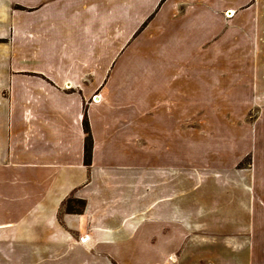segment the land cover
Masks as SVG:
<instances>
[{
  "label": "crops",
  "instance_id": "crops-1",
  "mask_svg": "<svg viewBox=\"0 0 264 264\" xmlns=\"http://www.w3.org/2000/svg\"><path fill=\"white\" fill-rule=\"evenodd\" d=\"M247 89L249 166L228 146L197 160L180 105L244 103ZM182 146L219 180L187 176L181 196ZM216 188L239 198L233 222L221 199L183 204ZM259 196L264 0H0V264H264ZM207 210L212 225L197 221Z\"/></svg>",
  "mask_w": 264,
  "mask_h": 264
},
{
  "label": "rangeland",
  "instance_id": "rangeland-1",
  "mask_svg": "<svg viewBox=\"0 0 264 264\" xmlns=\"http://www.w3.org/2000/svg\"><path fill=\"white\" fill-rule=\"evenodd\" d=\"M234 16V15H233ZM228 95L229 98L234 95L235 92H231V90H228ZM219 90L218 89H212L211 94L212 96L218 94ZM243 96V101L244 103H234V99H228V104H219V103H211L207 106H181L180 105V110H179V121H180V128L181 130H189V129H196L197 131L200 130L201 132L200 136H196V144L195 148L193 150V153L196 156V159H200L203 157L204 153H211L212 154V159H217L218 156L220 155L219 152L221 151L222 148L225 147H230L234 151L236 149L238 150H244L246 156L244 159H242L239 162L238 168H244L248 167L250 163V154H249V147H246V144H243V142H240L242 137H237V134H241V132H244V134H247L252 127L253 121L255 120V117L257 115V111L259 110L258 106L255 104H250L246 101H250V98L253 95V92L250 89L244 90L241 94ZM213 102V99H211ZM232 101V102H231ZM205 109H204V108ZM173 110L175 114L173 117L175 119L173 120V124L170 127L175 128L176 126V119L178 118V113L176 112V107L173 106ZM195 108V109H194ZM206 113L205 120H195V121H190V118L192 117H198L197 114L201 112ZM195 111V112H194ZM195 113V114H194ZM189 118V120H188ZM246 136V135H245ZM187 137L181 136V142L187 141ZM237 139L239 141H237ZM247 139V137H245ZM244 147V148H243ZM192 154V152H191ZM190 155L188 154V150L186 147L181 148V196H187L188 191L190 188L187 187V176L191 177H202L204 178V173L209 172L208 174L216 179L219 180V172L218 170H215L213 168H209L208 170H194L192 168H187L186 161H187V156ZM217 156V158H215ZM151 161V160H149ZM184 164V165H183ZM209 175H205L209 177ZM258 180L261 179V182L263 181L262 177L256 176ZM261 185V184H260ZM263 186V184H262ZM194 196H197L196 198L198 200L193 201L190 199L187 201L184 199L183 204H186L188 207L191 205L198 204V207H201L203 210L208 209L209 207L211 208V203L213 201L218 199H221L222 205H228V209L225 211L222 210L221 216L223 219L226 218V215H229L228 218L233 216L237 209H240V201L237 196H233V199L229 201V197L231 196H225V194H222L219 192V190L216 188V190L212 193L210 197H208L209 201L206 200H200L199 196H201L200 193H194ZM220 195V196H219ZM260 199L253 205H255V211L259 214H263L262 222L261 219L258 220L259 223L263 226L264 230V196H259ZM208 201V202H207ZM211 204V205H210ZM71 205L73 209H80L81 205L77 202V200H74L71 202ZM196 206V207H197ZM207 214H203L204 216L197 218V221L201 222H207L209 225H212L213 221H216L219 217L216 216L212 211L211 214H208V210L205 211ZM260 218V217H259ZM232 220V221H231ZM229 223L234 221V218L228 219ZM198 223V222H197ZM230 225V224H229ZM211 228H214L213 226H210ZM232 227V226H231ZM230 227V228H231Z\"/></svg>",
  "mask_w": 264,
  "mask_h": 264
},
{
  "label": "trees",
  "instance_id": "trees-1",
  "mask_svg": "<svg viewBox=\"0 0 264 264\" xmlns=\"http://www.w3.org/2000/svg\"><path fill=\"white\" fill-rule=\"evenodd\" d=\"M85 131H86V142H85V162L87 165H90L91 163V157H92V147H93V141L92 137L89 131L88 122L85 119L84 121ZM74 200H69L68 202V211L73 213H82L85 203L83 201H77L81 207L80 209H73L71 202Z\"/></svg>",
  "mask_w": 264,
  "mask_h": 264
},
{
  "label": "bare ground",
  "instance_id": "bare-ground-1",
  "mask_svg": "<svg viewBox=\"0 0 264 264\" xmlns=\"http://www.w3.org/2000/svg\"><path fill=\"white\" fill-rule=\"evenodd\" d=\"M233 15H234V12H231V13L230 11L228 12V17L233 16Z\"/></svg>",
  "mask_w": 264,
  "mask_h": 264
},
{
  "label": "built area",
  "instance_id": "built-area-1",
  "mask_svg": "<svg viewBox=\"0 0 264 264\" xmlns=\"http://www.w3.org/2000/svg\"><path fill=\"white\" fill-rule=\"evenodd\" d=\"M227 16H228V15H227ZM96 98H97V96L94 97V99H96Z\"/></svg>",
  "mask_w": 264,
  "mask_h": 264
}]
</instances>
